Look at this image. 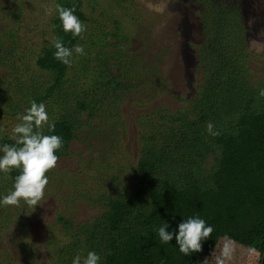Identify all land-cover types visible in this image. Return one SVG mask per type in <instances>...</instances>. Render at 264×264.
Here are the masks:
<instances>
[{
    "label": "trees",
    "instance_id": "trees-1",
    "mask_svg": "<svg viewBox=\"0 0 264 264\" xmlns=\"http://www.w3.org/2000/svg\"><path fill=\"white\" fill-rule=\"evenodd\" d=\"M193 1L201 5L197 56L203 73L191 99L171 94L187 104L177 111L148 108L163 91H170L169 82L158 70L145 84L132 76L128 63L132 56L125 46L130 39L115 16L112 30L100 24L98 33L86 29L83 39L73 38L64 32L56 5L74 7V14L87 25L92 18L84 11V0H53L51 34L43 32V43L18 57V27L10 28V24L19 21L20 9L11 10L13 20L0 28L5 33L0 36V49H5L3 41L12 47L0 53V66L15 72L9 78L0 75V146L15 144L12 129L21 123L17 117L26 113L33 100L45 104L55 126L54 131L45 126L43 134L63 138L56 152L59 159L70 155L71 144L82 143L84 135L86 143L95 136L102 143V150L88 147L98 152V187L75 181L72 194L61 199L63 205L75 204L79 194L98 213L82 222L60 213L58 229L45 232L46 257L30 259L28 249L22 248L23 264H72L78 253L89 251L101 257L99 264H195L211 255L225 236L244 249L249 262L264 264V97L259 95L264 89V69L258 80L249 65L253 54L246 37L245 0ZM57 37L69 48L82 45L86 55L74 54L71 67L64 65L51 46ZM110 48L114 52L109 53ZM127 99L134 103L137 99L145 111L132 120L140 129L136 137L140 155L137 164L129 167L123 159L114 161L118 143L113 132L110 135L112 126L124 121L121 108ZM209 122L218 136L207 132ZM123 136L132 135L126 129ZM119 140L122 143L121 135ZM52 171L46 174L45 195L53 187ZM19 174L18 169L0 173V200L14 190ZM36 208L23 201L18 207L0 204V244L13 238L15 229L26 228ZM197 217L214 229L202 242V251L189 256L179 251L158 259L140 249L154 227ZM250 249L255 250L251 255ZM2 257L1 264H14L13 258Z\"/></svg>",
    "mask_w": 264,
    "mask_h": 264
},
{
    "label": "rangeland",
    "instance_id": "rangeland-1",
    "mask_svg": "<svg viewBox=\"0 0 264 264\" xmlns=\"http://www.w3.org/2000/svg\"><path fill=\"white\" fill-rule=\"evenodd\" d=\"M243 3L245 24L248 28L246 37L249 50L253 54L249 65L253 76L260 80L264 69V53L257 54L250 48L249 42L256 39L264 43V37L259 35L261 31H264V0H245ZM148 4L168 6L164 7L162 11H157L150 9ZM52 5L53 0H23V2L0 0V28L13 20V16L10 15L11 10L20 9L19 21L13 20L14 22L10 24V28L18 27L16 28L19 45L17 48L18 57L23 54L25 49L30 47L35 49L40 46L43 43L41 37L43 32L46 35L51 34L48 23L53 13ZM200 10L201 5L193 0H130L128 2L84 0V11L89 18H92V22L86 25L88 30L86 32L98 33L101 30L98 28L100 24L104 25L105 30H112L114 23L111 18L113 16L118 18L130 39V44L125 46L126 52L132 56L131 61H128L132 66V76L137 77L145 84V80H149V77L153 76L154 70H158L162 78L169 82L170 91H163L155 101L150 102L148 108L166 107L173 111L185 108L187 104L181 100L178 101L172 95L185 100L191 99L195 96L198 82L202 77L203 70L198 63L197 56V47L202 39ZM252 18H255V23L250 26L249 20ZM3 34L5 33L1 32L0 36ZM2 43L5 44V49H0V53L12 48L10 42L3 41ZM113 43L114 41L110 42L111 45ZM112 52L114 50L110 48L109 53ZM14 73L12 68L6 70L0 66V75L9 78V74ZM121 110L124 121L120 123L119 127L111 124L115 130L111 128L110 135L113 132L118 143L116 146L117 157L114 161L117 163L119 159H123L126 161L123 164L129 167L137 164L140 155L139 143L136 139L140 129L134 126L137 123L136 120L134 123L132 120L145 111L142 112L143 109L138 107L137 99L136 103L127 99ZM112 122L110 120V123ZM126 129L132 135L129 138L123 136ZM84 131L88 133L89 129L86 128ZM120 135L122 143L119 140ZM84 136L81 137L82 143L73 142L71 144L70 155L59 159L57 166L52 169L53 176L50 182L53 187H48L47 193L41 201L42 205H38L32 215H29L27 220L29 224L26 228L22 225V230L15 229L14 237L8 238L5 243L0 244V259H3L2 254H5L10 259L13 258L14 264H23L22 248L28 249L30 259L33 257L44 259L46 257L44 255L46 254L45 246L48 245L46 233L58 229L56 223L60 213L64 212L78 222L85 221L98 213V210L87 206L88 204L81 199L77 189V203L63 205L61 200L64 199V195L72 194L70 188L75 181L87 182L85 185L89 188L98 187L97 170H99V166L95 162L98 152H93L88 147L102 150L101 137L95 136L92 138L93 142L91 139L86 143L87 137ZM131 182L129 181V184ZM85 185L84 187H86ZM78 187H82V184ZM178 225L177 223L169 225L168 231L178 233ZM159 227H154L150 240L139 244V247L150 256L163 259L179 252V246L175 237L168 244L161 243L158 236ZM223 243L224 240L214 251L216 256L220 255ZM235 247L234 257L229 264H253L249 262V256L243 252L244 249L242 250L237 245ZM213 253L198 260L195 264H204L205 260H208V264H216Z\"/></svg>",
    "mask_w": 264,
    "mask_h": 264
},
{
    "label": "clouds",
    "instance_id": "clouds-1",
    "mask_svg": "<svg viewBox=\"0 0 264 264\" xmlns=\"http://www.w3.org/2000/svg\"><path fill=\"white\" fill-rule=\"evenodd\" d=\"M165 4H148L150 9L162 11ZM59 19L62 22L65 33H71L73 38L83 39V33L87 26L74 14L75 8H66L56 5ZM47 11V10H46ZM255 23V18L249 20L250 26ZM264 37V31L259 34ZM51 46L55 48L54 57L64 65L71 67L73 56L86 55L82 45H75L72 48L66 47L59 37L53 38ZM249 46L257 54L264 53V43L253 39ZM259 95L264 97V89ZM21 123L12 129V139L14 145L3 144L0 146V173L8 175L14 169L20 170V174L15 177L14 190L0 200L3 206H19L23 201L28 207L36 208L42 205L45 189L49 183L46 175L57 166L59 157L56 152L63 146V138L58 135H44L42 129L47 126L49 131H54L55 126L49 121V115L44 103L31 102L26 113L17 117ZM207 132L212 136H218L219 131L214 125L207 124ZM169 224L164 223L158 228L160 242L168 244L175 237L179 246V251L186 256L202 251V242L209 239L214 231L211 226H206V222L200 218H189L178 225V233L168 231ZM236 251L233 240L225 236L220 255L215 257L216 264H229ZM254 249L249 250V255L254 253ZM101 257L95 251H89L86 255L77 254L72 264H99ZM208 264V260L204 261Z\"/></svg>",
    "mask_w": 264,
    "mask_h": 264
}]
</instances>
